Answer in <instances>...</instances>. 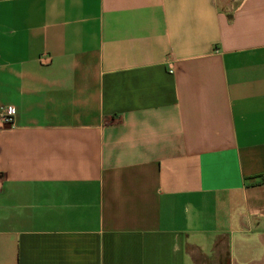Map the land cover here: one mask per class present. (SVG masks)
Here are the masks:
<instances>
[{
  "label": "crops",
  "instance_id": "0c3cea01",
  "mask_svg": "<svg viewBox=\"0 0 264 264\" xmlns=\"http://www.w3.org/2000/svg\"><path fill=\"white\" fill-rule=\"evenodd\" d=\"M263 175L264 0H0V264H264Z\"/></svg>",
  "mask_w": 264,
  "mask_h": 264
},
{
  "label": "built area",
  "instance_id": "2783aa9c",
  "mask_svg": "<svg viewBox=\"0 0 264 264\" xmlns=\"http://www.w3.org/2000/svg\"><path fill=\"white\" fill-rule=\"evenodd\" d=\"M14 114V108L12 106H6L2 110V120L4 122H9L11 120V116ZM264 180V175L262 176Z\"/></svg>",
  "mask_w": 264,
  "mask_h": 264
}]
</instances>
